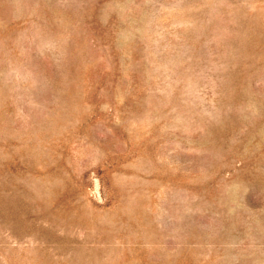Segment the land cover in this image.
I'll return each instance as SVG.
<instances>
[{"label": "rangeland", "instance_id": "374dc122", "mask_svg": "<svg viewBox=\"0 0 264 264\" xmlns=\"http://www.w3.org/2000/svg\"><path fill=\"white\" fill-rule=\"evenodd\" d=\"M0 264H264V0H0Z\"/></svg>", "mask_w": 264, "mask_h": 264}]
</instances>
